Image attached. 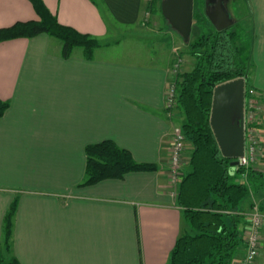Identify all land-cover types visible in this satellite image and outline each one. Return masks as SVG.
<instances>
[{"label":"crops","instance_id":"obj_1","mask_svg":"<svg viewBox=\"0 0 264 264\" xmlns=\"http://www.w3.org/2000/svg\"><path fill=\"white\" fill-rule=\"evenodd\" d=\"M43 1L62 24L106 42L87 58L81 47L63 56L48 33L0 41V101L9 102L0 117V251L22 264H167L186 226L170 170L182 128L166 113L170 69L132 51L115 57L119 47L107 41L141 20L146 0ZM246 1L254 32L246 91L262 104L252 165L264 170V0ZM39 19L30 0H0V28ZM105 139L158 168L83 184L86 147ZM15 200L6 250L4 218ZM263 202L252 192L241 207Z\"/></svg>","mask_w":264,"mask_h":264},{"label":"trees","instance_id":"obj_2","mask_svg":"<svg viewBox=\"0 0 264 264\" xmlns=\"http://www.w3.org/2000/svg\"><path fill=\"white\" fill-rule=\"evenodd\" d=\"M30 1L40 19L0 28V41L48 33L62 42L63 56L69 57L76 47H81L87 58L94 57L100 46L98 38L62 24L43 0ZM159 1L152 3L154 11L157 4L161 6ZM204 10L205 0H195L193 28L197 26L199 34L187 45L196 62L191 70L182 73L177 86V104L185 115L182 131L191 149L189 168L182 174L177 195L186 226L167 264H234L246 244L244 229L240 228L249 222L241 203L252 192L264 197V170L254 165H233V159L222 156L209 121L217 85L245 77L249 86L254 32L243 29L238 22L218 30ZM8 107V101H0V117ZM86 155L87 177L83 184L158 168L155 163L138 162L129 149L112 139L87 145ZM17 204L15 200L4 218L6 250L11 248ZM260 207L264 210V202ZM0 264L22 263L0 251Z\"/></svg>","mask_w":264,"mask_h":264},{"label":"rangeland","instance_id":"obj_3","mask_svg":"<svg viewBox=\"0 0 264 264\" xmlns=\"http://www.w3.org/2000/svg\"><path fill=\"white\" fill-rule=\"evenodd\" d=\"M154 1L146 0L142 18L137 24L130 27H118V30L110 34L107 41L110 45L119 47L118 54L113 55L115 57H124L126 52L132 51L134 56L137 55L138 58L141 56L144 60L146 58H154L156 63L167 62L171 78L175 75V78L179 82L182 73L191 70L195 65L196 59L191 54L187 43L197 38L199 30L197 26L192 27L189 40H185L178 28L164 15L162 10L163 0L158 2L161 6L159 8L157 4L155 11L153 10L154 6L152 8ZM225 4L231 16L235 19L234 22H238L243 29L253 32L251 10L248 2L246 0H225ZM99 41L100 45L106 42ZM259 103L261 104L260 101ZM166 113L174 121H180V123L185 119L184 112L179 108L178 104H176L172 113H168L167 111ZM184 145L182 163L188 158L186 155L191 149L187 139ZM184 168L180 167L182 174L185 171Z\"/></svg>","mask_w":264,"mask_h":264},{"label":"water","instance_id":"obj_4","mask_svg":"<svg viewBox=\"0 0 264 264\" xmlns=\"http://www.w3.org/2000/svg\"><path fill=\"white\" fill-rule=\"evenodd\" d=\"M195 0H163L162 10L178 28L185 40H189L194 22ZM204 12L211 23L222 30L232 26L235 19L228 11L225 0H205ZM246 78L239 77L222 82L214 89L211 112V126L222 156L233 159L245 154V104Z\"/></svg>","mask_w":264,"mask_h":264},{"label":"built area","instance_id":"obj_5","mask_svg":"<svg viewBox=\"0 0 264 264\" xmlns=\"http://www.w3.org/2000/svg\"><path fill=\"white\" fill-rule=\"evenodd\" d=\"M178 65V64H177ZM177 86L178 81L175 78L170 79L167 97H166V111L172 113L177 104ZM245 132H246V147L245 154L238 158L239 164L245 167L252 165L260 152V135L257 131L260 123V114L262 106L259 103L257 95H254L253 90H248L245 93ZM186 136L181 129H177L174 134V141L172 146L171 157V172L173 184H179L182 178V171L180 169L182 164V156L185 147ZM249 221L246 225L245 232V252L237 264H257L260 251L262 248V227L264 226V210L261 209L259 203L254 205L244 212Z\"/></svg>","mask_w":264,"mask_h":264}]
</instances>
